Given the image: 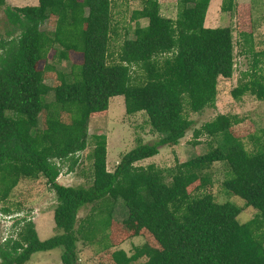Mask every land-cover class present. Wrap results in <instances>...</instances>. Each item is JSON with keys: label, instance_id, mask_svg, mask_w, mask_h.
Listing matches in <instances>:
<instances>
[{"label": "trees", "instance_id": "trees-1", "mask_svg": "<svg viewBox=\"0 0 264 264\" xmlns=\"http://www.w3.org/2000/svg\"><path fill=\"white\" fill-rule=\"evenodd\" d=\"M210 2L178 0L176 17L169 18L160 0H141L133 36L110 62L112 0H38L20 7L0 0L9 23L0 34V201L21 180L45 178L55 192L59 231L41 240L31 219L16 218V236L0 241V264H25L55 248H62L63 264H80V241L113 249V264H264V128L249 136L248 150L232 132L241 120L218 114L194 129V144L201 136L212 140L205 153L165 170L137 165L161 146L180 144L194 124L186 111L216 106L219 80L234 74L236 43L253 52L251 31L241 30L235 43L230 27L205 26ZM246 6L222 0L221 10L239 14ZM48 20L53 30L42 29ZM51 50L58 62L79 57L70 73L53 64L40 68ZM253 55L257 68L264 52ZM46 71L55 72L56 85L45 82ZM245 94L264 100V76L253 70L231 90L235 99ZM115 96L124 98L127 114L146 113L161 139L139 144L109 171L106 136L94 134L91 184H60L63 167L73 172L88 148L90 119L106 115ZM216 163L228 167L223 188L256 216L240 222L239 206L217 202L207 191ZM118 203L127 211L121 220ZM85 206L90 215L79 220ZM139 236L145 241L131 255L120 248Z\"/></svg>", "mask_w": 264, "mask_h": 264}, {"label": "rangeland", "instance_id": "rangeland-1", "mask_svg": "<svg viewBox=\"0 0 264 264\" xmlns=\"http://www.w3.org/2000/svg\"><path fill=\"white\" fill-rule=\"evenodd\" d=\"M237 4L247 5L239 10V14L234 12L224 13L221 10L222 0H211L207 11L205 26L210 28L230 27L234 33L235 43L239 40L238 33L241 30H248L253 33V52H264V0H236ZM38 4V0H5V6H30ZM161 14L165 17L175 18L178 7V0H160ZM5 6L0 7V34L5 35L9 23L4 13ZM141 8V0H112V27L109 43V61H116L121 46L126 37L133 36L136 22L132 19L133 12ZM145 22H142L144 25ZM43 30H53L51 20L42 26ZM253 52L245 49L242 45H235V69L231 79L219 80L216 106L205 108L199 113L186 111L187 117L193 120L194 124L185 137L181 139L177 146H161L159 153L153 157L144 159L137 165L147 166L155 164L158 168L165 170L175 166L177 162L187 161L196 155L203 154L208 150V142L212 141L206 136H201L197 144H194V129H199L205 122L211 121L218 114L237 116L241 122L232 127V132L243 139L248 150L253 149L251 134H259L264 128V100L256 98L254 95L245 94L240 99H235L231 95V90L240 81L249 78V74L255 70L264 76V57H260L257 68L254 67ZM53 50L47 55V60L40 62V68L44 69L48 64H53L55 68L62 72L71 71V64L79 60L78 56L72 55L69 60L58 62L53 59ZM134 81L139 80L137 69L133 68ZM45 82L48 85H56L54 71H46ZM88 148L79 153V162L73 172L63 167L62 173L58 177V182L65 186L85 185L89 186L92 169L91 152L94 147V134H104L107 141V169L113 171L122 156L134 149L141 143H156L161 139L151 126L148 116L144 112L127 114L125 110L124 98L115 96L110 99L109 110L106 115L92 117L88 125ZM214 184L207 189L210 191L215 201L233 202L241 208L239 221L245 222L256 216L257 211L247 207L242 198L227 192L222 181L227 177L228 167L222 163L215 164ZM212 169V170H213ZM57 204L55 192L51 189L46 179L41 177L35 180L24 179L13 189L7 201H0V241L9 235L16 236V230L12 224L16 218L27 216L35 224L41 240H46L57 233L53 213ZM2 208H9L10 212L5 213ZM91 206L83 207L78 214V218L83 219L90 215ZM116 218L123 219L127 211L122 203H118L115 209ZM145 239L142 236L133 237L123 243L120 248L128 254L134 252L136 246H141ZM80 264H113L111 253L113 249L105 250L100 244H90L80 241L78 243ZM62 248H55L51 251L36 252L25 264H63L61 260ZM145 258L143 259V261Z\"/></svg>", "mask_w": 264, "mask_h": 264}]
</instances>
